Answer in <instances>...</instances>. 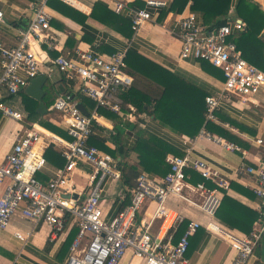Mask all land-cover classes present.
Returning <instances> with one entry per match:
<instances>
[{
  "label": "built area",
  "instance_id": "built-area-1",
  "mask_svg": "<svg viewBox=\"0 0 264 264\" xmlns=\"http://www.w3.org/2000/svg\"><path fill=\"white\" fill-rule=\"evenodd\" d=\"M72 2V0H64ZM118 14L125 9L130 12L132 29L137 31L140 25L153 19L147 9H134L123 0H107ZM190 1V2H189ZM193 0H188L189 4ZM150 6H164L163 0H148ZM4 14L0 10V21ZM179 38L182 41L180 58L206 60L220 68L225 79L223 87L205 97L206 119L217 120L216 113L221 104L238 96L252 100L264 91V70L243 57L235 38L247 28L246 22L238 17H228L227 23L208 26L198 13L190 11L179 19ZM51 15L46 0L36 6L29 25L18 29V40L14 46L0 45L2 54V72L0 74V118L8 117L22 124L12 151L6 161L0 164V184L9 180L0 197V227L6 228L11 216L22 206L21 214L34 221L46 222L51 226V237L66 230L68 216L70 222L78 226V234L71 246L68 264H118L127 251L140 258L143 264H187V252L190 237L195 234L199 222L191 220L184 233L176 238V232L184 215L167 205L170 195H180L185 200L197 204L203 211L214 214L221 204L217 194L219 188L228 189L229 181L211 169L205 161L183 156H167L170 169L164 176L142 172L133 189L131 203L124 206L111 219L104 217L102 196L109 181L121 180V158L91 143V137L100 132V107L123 116L122 94L131 87L133 77L128 71L126 51H116L110 57L100 55L94 48L78 51L76 57L57 55L47 60L55 65L69 81L77 82V93L95 103L94 108L84 105L87 113L80 107V100L72 93L59 94L49 107L59 119L68 137L49 132L42 124L26 121L25 115L8 104L7 96L19 94L25 90L31 79L44 73L41 70L42 57L35 46L49 42ZM133 119L136 107L129 104ZM209 138L220 142L229 150L240 147L219 135L207 134ZM213 136V137H211ZM264 150V140L256 139ZM61 148L66 163L56 168L47 182L38 178V173L47 165L45 149L51 144ZM246 154V153H245ZM255 174L257 185L255 194L262 199L256 227L248 235L236 233L217 226V233L226 239L235 250L231 264H246L255 248L264 236V164L258 167L245 164L242 170ZM76 171H86L88 192L84 199L73 197L76 189L70 184ZM192 172L200 176L193 182ZM213 184L207 186V182ZM200 194L195 201L185 195V190ZM154 205L150 214L143 209ZM146 209V210H147ZM68 215V216H67ZM148 217V218H147ZM160 222L155 231L156 220ZM19 238L22 234L16 233Z\"/></svg>",
  "mask_w": 264,
  "mask_h": 264
},
{
  "label": "crops",
  "instance_id": "crops-1",
  "mask_svg": "<svg viewBox=\"0 0 264 264\" xmlns=\"http://www.w3.org/2000/svg\"><path fill=\"white\" fill-rule=\"evenodd\" d=\"M60 1L64 3H61L62 9L47 4L46 0V7L51 15L50 39L49 42L36 45L41 49L42 54L39 53V55L44 56H41L43 70L50 74L45 88L47 89L48 85L53 88L50 92L47 90L46 96L51 98L57 97L62 92H70L83 105L94 108L95 103L92 100L77 93V82L67 80L55 65H48L46 62L54 59L59 54L74 58L78 51H87L93 48L104 57H110L116 51H126L128 71L130 68L133 70V68L138 67L148 73H156L157 67L161 66L176 72L179 76L191 82V84H183V95L195 92L193 86H198V89L209 92H217L223 87L222 81L204 71L195 59L180 58L182 41L179 38V19L186 16L190 11H195L192 9L193 3L189 4L190 1L181 8L179 0H163L166 5L159 7L148 5V0H123L131 8H145L153 15V19L143 22L137 31L132 29L130 12L125 9L118 14L107 0ZM237 1L231 0L230 10L231 7H236ZM41 2L42 0H0V10L4 14L3 21H0V45L11 47L17 43L18 29L29 25L34 16V9ZM52 2L56 1L52 0ZM255 2L264 10V0H255ZM198 16L203 21L204 16L199 13ZM228 17L234 16L228 13ZM260 35L264 38V29ZM140 57L145 59L143 60ZM147 60L153 63H149ZM155 64L156 66H154ZM1 72L2 54L0 50V74ZM132 77L131 86L135 81L134 75ZM144 79L147 84H138L144 91L147 89L154 92L162 89V86H158L147 77H144ZM62 87L64 90L61 89ZM25 93L26 89L19 94L7 96L6 101L21 111L25 115L26 121L41 124L29 116L27 107L29 105L36 106L37 111L39 102L29 100L25 97ZM84 98L90 100V102L84 100ZM129 104L132 103H123V116L112 112L117 117L112 119L99 114L101 133L97 135L107 138L110 148L116 150L115 156H119L122 160V156L126 155L128 164L137 166L139 171L142 172L143 168L139 164L137 153L128 150L126 153L121 154L119 152L121 146L117 145V142L113 141L108 135L111 132L116 136L118 134L117 125L122 124L123 128L121 127V130L123 132L120 141L125 142L124 149H130L136 140L135 133L132 130V124L136 123L151 134L170 143L184 155L187 154L192 159L205 161L211 169L217 170L220 176L228 180L229 188H219L217 191V194L221 197V203L224 197L228 196L230 198L226 210L221 212V215L218 214L219 208L214 214H209L197 204L185 200L180 195H170L167 199V205L182 213L185 221L194 220L201 224L195 234L191 236L190 247L186 255L187 264H231L236 252L230 246V243L217 233L216 227H222L240 236L250 234L256 227L262 204V199L253 190V187L257 185V177L255 174L247 173L242 168L245 167V164L255 167L264 164V150L256 141L257 138L264 140V91L259 92L252 100H244L238 96H232L225 100L218 109L216 113L217 120L214 122V124L221 127L220 134L202 129L199 134L193 137L181 134L163 125L158 119L146 117L144 114L139 115L137 108L136 112L133 113V119H128L127 115L132 113L128 107ZM47 106L48 113L41 115L42 118L55 124L64 131L65 135L55 133L48 127L42 126L55 135L68 136L66 130L59 125L58 117H53L55 113L49 110L51 105ZM127 122H130L131 125H126ZM21 131V123L5 116L0 118V164L6 161ZM208 133L219 135L223 140L237 144L240 150L225 148L220 142L209 138ZM49 147H53L56 152L63 156L59 145L53 143ZM49 147L45 149L44 155ZM169 155L177 156L169 152L166 155V161ZM58 167L62 166L47 159L46 167L40 172L41 178L48 180L49 176ZM84 172L87 176L86 171L74 172L70 182V184L76 186L75 189L78 191L76 193L80 194L81 199L85 198L89 190L87 180L85 185L81 186L74 180V176L76 174L84 175ZM151 174L158 176L157 174ZM8 183L9 180L5 179L0 184V197L3 195ZM207 186L213 188V184L209 181ZM126 189L127 187L122 180L107 183L101 201L106 219L113 218L120 209L131 203L133 192L131 196L127 197ZM185 195L195 201L200 199V194L192 190H185ZM146 207L147 204L142 213L144 214L147 211L150 214L154 205H151L148 209ZM21 208L22 206L11 216L6 228L0 227V264H68L71 246L79 230L77 224L70 222L67 215L66 230L52 238V229L48 223L25 218L21 214ZM255 214H257V218L253 221V226L249 231H246L249 229ZM159 222L160 220L157 219L153 231L157 229ZM18 232L22 234V238L16 235ZM70 240H72L71 246L68 247L67 243ZM118 264H143V261L133 256L131 251H127ZM246 264H264V236Z\"/></svg>",
  "mask_w": 264,
  "mask_h": 264
},
{
  "label": "trees",
  "instance_id": "trees-1",
  "mask_svg": "<svg viewBox=\"0 0 264 264\" xmlns=\"http://www.w3.org/2000/svg\"><path fill=\"white\" fill-rule=\"evenodd\" d=\"M55 1L56 2L47 0V4L49 3V5L56 7L57 9H62L61 3H64L60 0ZM187 3L188 0H179L181 8ZM230 4L231 0H193L192 9L204 16L203 21L206 25L220 26L227 23ZM236 11L240 15V17L238 18L243 19L247 24L246 30L240 32L235 38L238 47L241 49L244 57L249 62L264 70V38L260 35L264 29V10L257 2H254L253 0H238L236 4ZM140 58L143 60L145 59L143 57ZM147 61L149 63H153L149 60ZM196 61L200 64V67L204 71H206L213 77L221 81L225 79L224 73L220 68L212 65L206 60ZM154 66H156V64ZM157 68L158 70H156V73H148L138 67H135V69L133 68V70H131L130 68L129 73L134 75L135 81L130 89L122 94L124 104L130 102L137 108V112L139 113V115L144 114L146 117H153L154 119H158L163 125L168 126L173 130H176L179 133L185 134L190 137L199 134L202 129L211 133L220 134V131L222 130L221 127L214 124V122L206 119L205 97L209 94H213L215 91H204L202 89H198V86H193L195 92H190L187 95H183V84H191V82L185 80V78L179 76L176 72H172L164 67L158 66ZM144 77H147L148 79H150V81L152 80L153 83L157 84L158 86H162V89L154 92L147 89L144 91V89L138 85L139 83L147 84ZM52 89L53 88L51 85L47 86V90L49 92ZM196 95L197 97L194 98V96ZM25 97L37 103L36 100L32 99L26 93ZM55 98L56 97L50 98V96H46L45 101L47 105H51ZM85 99L86 98H84V100ZM86 101L90 102V100L88 99H86ZM27 107L29 110V116L33 120L39 121L42 125L48 127L55 133L57 131L61 132V135L62 133H64V131H62L60 128L57 129L55 126L51 125L48 122L49 120L43 119L42 116L39 115L36 111V106L32 107L29 105ZM98 112L99 114L111 117L112 119L117 118L110 110L103 107H100L98 109ZM121 125H117L118 134L116 133V136L111 132L108 135L113 141L117 142V145L121 146L119 147V152L121 154L126 153V151L128 150H132L137 153L139 164L143 168L142 172L164 176L170 169V165L166 161L167 153L171 152L175 155H184L170 143L159 138L158 136L151 134L136 123L132 124V130L135 133L136 140L130 149H124L125 142L120 141L122 139L123 132V130H121ZM126 125L131 124L130 122H127ZM53 127L55 130L51 129ZM90 141L91 143L99 146L105 151L116 155V150L110 148L107 143L106 137L93 135ZM45 156L47 159L57 165L63 166L66 162V158L64 156H61L60 153L56 152L53 147H49V149L46 150ZM121 170V180L127 187L125 192L128 197L131 196L133 189L137 185V178L142 172L139 171L137 166L128 164L126 155L122 156ZM38 178H40L44 182H47V180L41 178L40 172L38 173ZM191 180L193 182H197L198 180H200L199 174L196 172H192ZM228 200H230L228 196L223 198V201L218 209V214L221 215V212H224L226 210ZM256 218L257 214H255L253 220L251 221L249 229H247L246 231H249L251 229V227L253 226V221ZM188 222L189 221L184 220V222L180 224L176 232V238H179L184 233ZM72 240L67 243L68 247L71 246Z\"/></svg>",
  "mask_w": 264,
  "mask_h": 264
},
{
  "label": "water",
  "instance_id": "water-1",
  "mask_svg": "<svg viewBox=\"0 0 264 264\" xmlns=\"http://www.w3.org/2000/svg\"><path fill=\"white\" fill-rule=\"evenodd\" d=\"M36 50L38 51V53L42 54L41 49L38 48L37 46H36ZM48 80H49L48 74L41 73L36 77L32 78L30 83L26 87V93L39 102L37 106V112L40 115H45L48 113V106L47 103L45 102V96L47 94V89L45 88V85ZM61 89L64 90L63 87ZM80 107L85 113H87V110L83 105V103H80ZM73 197L77 198L78 194L77 193L73 194Z\"/></svg>",
  "mask_w": 264,
  "mask_h": 264
},
{
  "label": "rangeland",
  "instance_id": "rangeland-1",
  "mask_svg": "<svg viewBox=\"0 0 264 264\" xmlns=\"http://www.w3.org/2000/svg\"><path fill=\"white\" fill-rule=\"evenodd\" d=\"M253 1L255 2V0H253ZM229 14L232 15V16H234V17H240L239 13L236 11V7H231V10H230ZM40 69H41V70L44 69V68L42 67V64H41ZM48 86H49V85H48ZM53 112H54V111H53ZM56 116H57L56 114H53V117H56ZM48 122H49L51 125L55 126V127L58 129V127H57L55 124H53V123L50 122V121H48ZM49 127H52V126H49ZM51 129L55 130L54 127L51 128ZM56 133L60 134L61 132L57 131ZM62 134L64 135V133H62ZM66 137L69 138L67 135H66ZM77 172H78V171H77ZM75 173H76V172H75ZM87 178H88V176L85 175V172H84V175L76 174V175L74 176V180H75L76 182H78L81 186H84V185H85Z\"/></svg>",
  "mask_w": 264,
  "mask_h": 264
}]
</instances>
